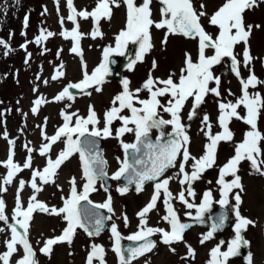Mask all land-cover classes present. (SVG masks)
<instances>
[{
	"label": "snow or ice",
	"instance_id": "obj_1",
	"mask_svg": "<svg viewBox=\"0 0 264 264\" xmlns=\"http://www.w3.org/2000/svg\"><path fill=\"white\" fill-rule=\"evenodd\" d=\"M57 12H59L60 0H55ZM121 2L126 6V20L124 27L115 35L114 46L109 44L102 50V58L97 66L91 71L83 60V50L80 46L81 39L86 35L79 31L77 18L93 21V29L89 35L93 40L103 38L100 30L102 19L111 20L113 6L119 8ZM159 8V19H153L154 0H141L137 5L136 0H97L95 7L88 11L77 10L73 0H66L68 9L67 20L74 25L72 30H62L59 35L65 40L72 41L70 52L80 57L82 66V78L75 83H69L56 94L51 102H74L75 96L70 89L78 90L84 96H91L92 91L101 93L103 85L107 82L106 77L110 73V64L113 63L112 56H124L127 46L135 44L138 46L134 58H130L127 69L133 71L139 62H144L154 45L152 43V29L164 30L161 40L162 45L168 43L170 36L179 35L184 38L195 40L197 44V55L194 59L190 53L184 54L183 66L179 74L172 72L167 78L154 77L152 71L158 67L153 60L152 69L142 84L133 89L131 81L123 78L121 91L115 94L109 103V107L103 111L102 116L97 113L94 105H89L86 115H80L79 111H69L72 103H66L64 109L59 113L62 124L59 125L54 134L48 135L46 127L47 117L41 127L42 143L38 149V155L44 158L42 168H33V153L36 149L30 146V142L23 147L26 150V158L23 164L14 161L15 140L8 139L7 132L2 135L9 144L8 156L5 161H0L7 169L6 175L0 177V193L7 191L17 175L25 169H31L30 182L32 195L25 206L21 199L26 181L21 179L15 194V207L12 211L11 221L6 214V203L0 196V222L5 227H0V233L6 229L10 235L3 240L6 250L0 253V264H40L37 259V249L30 242V227L34 219V213L55 216L65 223L61 234L52 238L38 240L42 244L38 251L40 254L51 257L54 246L58 244L71 245L78 229H83L89 237L98 236L105 227V221H110L115 216L113 197L107 186L108 180L125 181L117 186L116 191L126 195L130 186H134L135 192L140 194L144 191L147 183L153 184V191L148 202L136 213L138 218L137 230L124 237L119 230V225L112 222L110 226L112 251L117 257L118 264H132L140 257H145L153 252L157 241L152 237L159 235V243L172 247L176 243H185L186 255L183 260L195 259L196 251L184 240V234L194 224L204 225L211 220L209 230L200 235L199 243L205 244L214 238L215 234L224 230L225 222L229 220V212L234 217L232 225V237L225 241H219L210 249L207 264H229L230 259L240 256L241 250L250 247V241L246 239L245 233L249 227H256V221L245 217L241 213L243 204L242 194L245 188L241 176L238 174L242 162L250 163L252 172L264 177V132L258 127V122L264 115V96L259 92H250V88L264 86V80H260L252 71V63L256 59L251 54L250 37L253 28L259 29L261 25L246 23L245 13L258 8L264 4V0H223V3L209 15L206 5L200 4L199 10L194 6L193 0H157ZM47 13V8L41 13ZM206 18L210 26L217 29L215 36L206 31L201 23ZM29 17L24 18V27H28ZM61 26L64 18L60 17ZM26 35V33H22ZM56 33L47 29H41L39 35L34 38V43L42 45ZM28 43L25 42L21 48L26 52L25 64L31 60V53L27 52ZM243 44L242 52L237 53V46ZM0 46L11 51L10 45L0 39ZM211 50L212 54L208 55ZM47 49H43L46 52ZM62 49L57 51L59 57ZM7 55V51L4 53ZM238 57H242L239 59ZM227 58L230 61V71L235 75L241 85V95L233 101L218 99L217 124L220 129L215 134L212 131L210 117L204 114L201 118L202 127L200 131L207 139L203 146V154L199 157L192 155L190 151L191 137L188 127L183 122L182 113L185 106L191 101V107L187 114V120L191 121L197 116V110L206 102V97L212 95L221 97V78L214 73V67L221 65ZM241 64L249 70L247 79L241 76ZM63 64H60L51 80L56 81L65 76ZM41 81V75L35 77ZM44 85L48 80H42ZM214 85V86H213ZM39 91V85L33 88V92ZM142 93H146L142 97ZM229 95H234L231 90ZM43 96H38L32 101L30 112L37 115L43 104L48 103ZM19 103V101H17ZM244 109L241 115L238 109ZM165 114L169 117L165 119ZM27 116V114H23ZM235 120L242 121L247 130L239 143L234 145L232 155L218 169L215 181V194L213 188L205 189L197 200V192L194 185L200 181L209 169L216 166L218 146L221 142H232L234 133L229 125ZM119 122V127H113ZM170 128V132L165 129ZM158 134L153 139L152 133ZM23 129H21V132ZM131 135L132 142H126L124 137ZM113 139L122 151V157L114 159L118 165L116 170L109 176V161L101 148V141ZM62 145L52 156L53 148ZM78 157L80 165L79 181L75 176L70 177L69 192L62 196V206H49L37 199L39 193L44 190L45 185H55L58 172L66 162ZM191 161V163H189ZM171 169H177L172 175H167ZM176 180L180 185L178 193L173 194L170 190V182ZM103 188L107 194L102 203H95L90 199L92 193L99 191L97 185ZM211 184V181H207ZM218 194V199L216 198ZM162 201L165 214L160 218L168 225V228L151 227L148 224V216L157 210L158 202ZM178 201L186 209L184 216L191 222H182L178 210L174 206ZM218 205L221 212L217 216H211L213 205ZM100 210H106L110 215H103ZM193 210H195L193 214ZM124 227L129 226V218L122 214ZM135 242L136 246L122 248L121 241ZM226 245V247H225ZM125 252L127 255H125ZM71 254V253H70ZM105 249L102 245L93 243L86 256V264H106ZM18 256L13 260V257ZM247 264H256L254 254L249 251L246 256Z\"/></svg>",
	"mask_w": 264,
	"mask_h": 264
},
{
	"label": "rangeland",
	"instance_id": "obj_2",
	"mask_svg": "<svg viewBox=\"0 0 264 264\" xmlns=\"http://www.w3.org/2000/svg\"><path fill=\"white\" fill-rule=\"evenodd\" d=\"M97 0H73L76 9L91 11ZM141 0H136L137 5H139ZM33 5L35 10L31 14V19L29 23L30 37L34 38L39 35L41 29H47L56 33L55 36L49 38L42 45H37L33 42V45L28 52L31 53V60L28 64L25 62L21 63L19 69L18 81L11 82L6 85V93L3 92L0 96V161H5L8 156L9 144L7 140L4 139L3 133L6 131L8 139L15 140V156L14 161L23 164L26 158V150L23 147L25 143L30 142V146L36 151L33 153V168H42L45 161L44 158L38 155V149L40 144L43 142L41 138V127L43 126L45 118L47 117V123L44 130L48 135L54 134L56 128L62 124V119L59 115L60 111L64 109L66 103H72V108L69 111H79L80 115H86L88 106L94 105L95 110L98 114L102 116L103 111L109 107L110 99L121 91L120 81L123 78H128L131 81V87L133 89L139 87L142 82L147 78L149 71L152 69V62L155 60L158 63V67L152 71L154 77L167 78V76L175 72L179 74L180 68L183 66V59L185 53H190L193 58L197 55V44L195 40L184 38L183 36L173 35L168 39L166 45L161 44V40L164 36V30L152 29V43L154 48L152 51L146 55L144 62H139L135 66L133 71H129L127 68L123 72V76L120 80L109 79L103 85V91L101 93H96L92 91V95L84 96L81 93L75 96L74 102L63 101V102H51L52 98L59 93L68 83L78 82L82 78V66L80 57L75 56L69 50L72 47L71 40H65L59 35L62 30H72L74 27L71 21L67 20L68 9L66 6V0H60L59 12H57V5L55 0H33ZM194 6L199 10L200 4L204 3L206 5V11L211 15L217 8L223 3V0H193ZM47 8V13L41 15L44 9ZM153 19H159L158 13V2L154 0L153 3ZM60 17L64 18V24L61 26L59 20ZM246 23L252 25H261L259 29L253 28L252 35L250 37V49L251 54L256 59L252 63V71L260 79L264 80V4H261L258 8L254 10L247 11L245 13ZM126 20V6L121 2V6L116 8L113 6V14L111 20L102 19L100 21V30L103 32V38H96L93 40L88 33L93 29V21L91 18L85 20L82 18H77L79 23V31L85 33L86 35L81 39L80 46L83 50V60L87 65V70L89 73L97 66L102 58V50L105 46L112 44L114 46L115 35L124 27ZM201 23L204 25L206 31L215 36L217 29L210 26L206 18H202ZM22 27V26H21ZM20 30V26L18 27ZM131 44V43H130ZM135 53L138 46L135 45ZM47 49L46 52H41L43 49ZM243 44L237 46L235 51L241 53ZM62 49L59 57H57V51ZM94 49V50H93ZM85 52V53H84ZM208 55H211V50L208 51ZM118 56V55H117ZM121 57V56H118ZM134 58V57H133ZM242 59V57H238ZM63 64V70L65 71V76L59 80H51V76L55 73L56 68ZM215 75L221 78V97L216 98L212 95L206 97V102L197 110V116L189 121L187 120V114L191 107V101L185 106L182 113L183 122L188 127V134L191 137L190 151L192 155L199 157L203 154V146L207 143L206 137L200 131L202 124L201 118L204 114L210 117V122L212 123V131L215 134L219 132L220 129L217 124L218 108L217 101L222 99L223 101H233L241 95V85L235 75L230 71V61L225 58L221 65L214 67ZM41 75L42 80H48L49 83L44 85L41 81H37L35 77ZM249 75V70L244 68L241 64V76L247 79ZM39 85V91L33 92V88ZM214 86V85H213ZM16 88V89H15ZM19 88V89H18ZM234 95H229L228 92ZM3 88L1 89V92ZM250 92H259L264 96V86H257L256 88H250ZM142 97L147 94L142 93ZM38 96H43L48 103L41 106L40 111L37 115H33L30 112V107L32 106V101ZM19 101V103H17ZM241 115H244V109L241 107L238 109ZM27 114L24 116L23 114ZM165 119L169 118L165 114ZM119 127V122L113 126ZM231 131L234 133V139L232 142H221L218 146L216 166L205 172L202 179L198 181L194 188L197 192V200L199 203L200 194L207 188L211 187L214 190L216 184L215 181L218 176V169L222 166L232 155H234V145L239 143L247 130V126L239 120L233 119L229 125ZM258 127L261 132H264V115L261 116ZM21 129L23 131L21 132ZM171 129H165V132H170ZM156 136L158 133L153 130L152 133ZM126 142H132L133 137L128 135L124 137ZM104 142V155L109 162L108 173L109 176L118 167L115 157L121 156L122 151L118 146L117 142L113 139L105 140ZM62 145H56L53 148L52 156L55 158L56 153ZM107 151V156H106ZM191 163V161L189 162ZM177 169H171L168 171L167 175H172ZM30 172L31 169L26 171V175L21 177L20 173L14 179L11 185L7 186V191L0 193L3 197L5 203L14 208L15 207V194L18 187L19 180L23 179L26 181V186L21 193V199L25 206L29 197L32 195V189L30 188L28 182H30ZM7 169L0 164V177L6 175ZM241 178L245 188L243 196V204L241 207V213L245 217H248L256 221V227H249L245 233L246 239L250 241V247H245L241 250L240 256L230 259L229 264H247L246 256L249 251L254 254L256 264H264V177L252 172L250 168V163L244 161L240 165V171L238 173ZM65 175V184L62 186L60 178ZM75 176L79 181L80 178V165L78 157H74L69 162L61 167L58 172V178L56 184H60V188L55 185L49 184L45 185L44 190L38 194L37 199L45 202L47 205L60 207L62 206L61 197L67 195L69 192V179ZM207 181H211L208 184ZM122 185L120 181H113V189L110 191L113 197V207L115 210V216L113 219L108 221L107 229L99 234L98 236L89 237L83 229H78L71 245L66 243L58 244L54 246V251L51 257H46L39 253L38 249L42 244H37L38 240L52 238L61 234L65 223L62 219L49 216L41 213H34V219L30 227L29 239H33L34 248L37 249V259L40 264H75L76 262L85 261L87 253L91 249L93 243L102 245L105 249V261L106 264H118L117 257L112 251V240L110 233L111 223L114 221L119 225V230L124 237L137 230L138 218L136 213L148 202L150 195L153 191V184L148 183L145 185V189L140 194L135 192V188H130L128 194L121 196L117 191V186ZM97 187L99 191L91 194L90 199L95 203H102L107 197V194L100 188L98 183ZM170 190L173 194H176L180 190V185L176 180L170 182ZM13 196V197H11ZM218 199V194H216ZM173 203H176L175 201ZM180 208V215L182 222H191L184 216L186 209L177 202ZM217 206V205H213ZM9 210V209H7ZM106 211V210H105ZM8 211H6L7 213ZM195 210H193L194 214ZM107 215H110L106 211ZM122 214H126L129 218V226L124 227ZM165 214L162 201L158 202L157 210L151 212L148 216V224L151 227H161L168 228V225L163 222L160 218ZM44 221L40 224V221ZM234 223V221H233ZM232 223V225H233ZM210 221L204 225L194 224V226L187 230L184 234V240L190 244L192 248L202 255V258H196L194 260L188 259L183 260L181 257L186 255V245L185 243H176L172 247L175 248V253L169 250V247L159 243L160 237L157 235V246L153 252L147 254L145 257H140L138 260L132 262V264H207L210 259L209 252L212 247H214L221 240L231 239L232 226L229 230L224 233V239H222L218 234H215L214 238L207 241L205 244L201 245L199 243L200 235L209 230ZM0 227H5L3 222H0ZM198 234V236H194ZM10 235V232L6 229L5 233H0V253L6 250L3 240ZM126 240V239H125ZM226 247V245H225ZM71 253V254H70ZM166 255V258H162ZM18 256L13 257V260L17 259ZM94 264H98V261H94Z\"/></svg>",
	"mask_w": 264,
	"mask_h": 264
},
{
	"label": "trees",
	"instance_id": "obj_3",
	"mask_svg": "<svg viewBox=\"0 0 264 264\" xmlns=\"http://www.w3.org/2000/svg\"><path fill=\"white\" fill-rule=\"evenodd\" d=\"M33 4V0H0V39L5 40L11 48V51H8L0 46V94L6 89V85L12 82L19 61H25L26 52L21 48V44L28 42V30L25 28L21 32L18 27L24 23L25 16H31L35 10ZM6 51L7 55L4 54Z\"/></svg>",
	"mask_w": 264,
	"mask_h": 264
},
{
	"label": "water",
	"instance_id": "obj_4",
	"mask_svg": "<svg viewBox=\"0 0 264 264\" xmlns=\"http://www.w3.org/2000/svg\"><path fill=\"white\" fill-rule=\"evenodd\" d=\"M132 55H133V46L127 48L125 50V56H124V59L121 60V61H118L116 60L113 56H112V61H114L113 63L110 64V75L108 77H117V78H120L121 77V70L123 67H125L128 62H129V59L132 58ZM70 91L73 93V94H77L78 93V90L76 89H70ZM101 144V148H102V141L100 142ZM122 182L123 184L125 183V181L122 179ZM107 186L108 188L110 189V180H108L107 182ZM132 187V186H130ZM102 212L103 215H105V213L103 212V210H100ZM221 212V209L220 207H215L212 209V213L210 214L211 216H217L219 213ZM106 216V215H105ZM231 222H232V215L231 213L229 212V220L225 222V228L224 230L218 232V233H223L227 228L230 227L231 225ZM106 226H107V221H105V227L104 229H102V231H104L106 229ZM101 231V232H102ZM152 239L156 240L155 237H152ZM122 244V248L123 249H127L129 246H136V243L135 242H126V241H122L121 242ZM125 255H127V253L125 252Z\"/></svg>",
	"mask_w": 264,
	"mask_h": 264
},
{
	"label": "bare ground",
	"instance_id": "obj_5",
	"mask_svg": "<svg viewBox=\"0 0 264 264\" xmlns=\"http://www.w3.org/2000/svg\"><path fill=\"white\" fill-rule=\"evenodd\" d=\"M94 50V49H93ZM85 53V52H84ZM106 156H107V151H106ZM110 163H111V161H109ZM112 164V163H111ZM28 169H25L23 172H21L20 173V175H21V177H23L24 175H26L25 173H26V171H27ZM65 175H62L61 176V178H60V182H61V184H62V186H64V184H65V177H64ZM60 185V184H59ZM69 186V185H68ZM11 197H13V196H11ZM176 203H174V206H175V208L178 210V213L180 214V208L178 207V204H177V202L178 201H175ZM7 205V204H6ZM7 209H9V210H7ZM13 209L14 208H12V207H9L8 205H7V207H6V211H8L6 214L9 216V218H10V222H12L11 221V215H12V211H13ZM136 216V215H135ZM180 218H181V215H180ZM43 222L44 221H40V224H43ZM194 236H198V234H196V235H194ZM30 242L32 243V245L34 244V241H33V239H30ZM188 243V242H187ZM34 246V245H33ZM199 257H201L202 258V255H199L198 254V252H196V256H195V259L196 258H199ZM163 259L164 258H166V255H163V257H162ZM75 264H85V261H80L79 263L78 262H76Z\"/></svg>",
	"mask_w": 264,
	"mask_h": 264
}]
</instances>
